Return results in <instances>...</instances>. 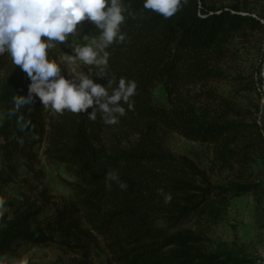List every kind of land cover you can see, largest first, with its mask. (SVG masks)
<instances>
[{
	"label": "trees",
	"instance_id": "1",
	"mask_svg": "<svg viewBox=\"0 0 264 264\" xmlns=\"http://www.w3.org/2000/svg\"><path fill=\"white\" fill-rule=\"evenodd\" d=\"M125 3L133 15L122 26L126 41L106 49L108 72L134 80L137 88L133 109L124 105L117 124H104L99 112L89 120L91 108L46 118L38 99L10 116L13 97L26 95L30 81L18 66L0 80V182H9L6 176L15 174L20 159L31 160L40 145L46 160L71 177L63 181L71 198L55 209L51 222L39 223L33 208L11 219L0 213V255L13 243L40 246L58 234L63 246L84 257L95 236L109 264H246L226 251L207 250L202 235L186 226L213 220L229 198L249 194L257 205L264 201V182L253 175L264 155L258 117L263 83L241 65L243 56L262 50L264 16L187 0L164 19L143 9L142 0ZM80 27L84 35L97 34L87 20ZM56 50L70 52L64 45L50 51ZM91 70L94 82L106 84ZM156 85L165 92L166 107L152 101ZM171 134L207 148L206 168L171 154ZM110 169L127 189L105 188ZM225 173L230 177L222 185L211 183L212 175ZM160 190L171 195L169 203Z\"/></svg>",
	"mask_w": 264,
	"mask_h": 264
},
{
	"label": "clouds",
	"instance_id": "2",
	"mask_svg": "<svg viewBox=\"0 0 264 264\" xmlns=\"http://www.w3.org/2000/svg\"><path fill=\"white\" fill-rule=\"evenodd\" d=\"M186 2L142 0V6L168 19ZM132 15L125 0H0V55L7 54L30 81L26 95L13 97L8 115L38 99L42 106L58 114L85 113L91 108L87 112L89 120L94 121L99 112L104 124H117L125 115L124 105L128 111L133 109L130 98L136 94L137 84L132 79L109 74L106 49L126 41L122 26ZM84 20L95 26L96 35L82 34L80 24ZM57 45L70 49V54L58 58L60 63L91 66L96 79L105 78L106 84L94 82L92 71L85 74L72 70L62 74L60 63L50 58V50ZM104 184L108 190L113 184L120 189L128 187L112 169L105 173ZM160 193L164 203H169L171 195L162 190ZM4 205L5 200L0 198V208ZM0 264H29V260L21 256L10 262L0 255Z\"/></svg>",
	"mask_w": 264,
	"mask_h": 264
},
{
	"label": "rangeland",
	"instance_id": "3",
	"mask_svg": "<svg viewBox=\"0 0 264 264\" xmlns=\"http://www.w3.org/2000/svg\"><path fill=\"white\" fill-rule=\"evenodd\" d=\"M207 6L224 8L237 6L243 12L254 16H264V0H201ZM261 51H251L243 56L241 65L245 68V74L259 73L263 86L261 87L262 106L258 117L264 124V41ZM62 54H70L65 51H50V58L58 63ZM0 80L5 74L14 68L7 54L1 59ZM62 74L83 71L85 74L91 72L90 66L85 67L79 62L73 65L60 63ZM94 71H92V78ZM256 77H254V81ZM152 101L155 106L166 107L167 98L163 88L156 85L152 90ZM46 118H55L58 113L43 106ZM64 113V112H63ZM3 117L0 115V125ZM167 150L176 156L190 158L200 168L205 169L209 163V150L197 144L188 142L176 134H171L166 140ZM44 146L34 147L31 160L20 159L13 173L6 176L9 182H0V198L5 200V205L0 208V213L8 214V219L15 214L23 212L27 208L37 210L39 216L36 220L43 225L51 222L56 208L61 207L71 198V193L63 184V181L71 177L64 171L63 167L47 161L43 155ZM3 165L0 164V169ZM218 174V173H217ZM211 176L213 185H222L230 177L228 174ZM255 181L264 182V155L256 160L253 166ZM9 178V179H8ZM227 178V179H225ZM5 180V179H4ZM3 227L0 222V230ZM200 233L206 240L204 242L207 250H222L232 256L245 258L246 264H255L264 252V201L257 205L254 198L247 194L229 198L226 205L217 210L216 217L211 221H203L199 224L186 226ZM89 245L87 257L77 249H68L62 245V238L55 234L51 243L33 246L24 243H13L3 254L11 262L18 260L21 256L28 258L29 264H109V256L100 239L93 236ZM86 260V261H85ZM264 264V263H263Z\"/></svg>",
	"mask_w": 264,
	"mask_h": 264
},
{
	"label": "built area",
	"instance_id": "4",
	"mask_svg": "<svg viewBox=\"0 0 264 264\" xmlns=\"http://www.w3.org/2000/svg\"><path fill=\"white\" fill-rule=\"evenodd\" d=\"M263 263H264V252L260 255L259 260H257L255 264H263Z\"/></svg>",
	"mask_w": 264,
	"mask_h": 264
}]
</instances>
